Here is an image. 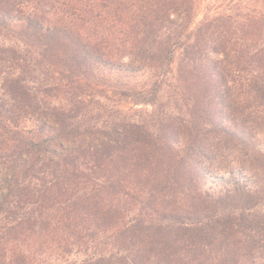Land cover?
Listing matches in <instances>:
<instances>
[{
    "label": "trees",
    "instance_id": "trees-1",
    "mask_svg": "<svg viewBox=\"0 0 264 264\" xmlns=\"http://www.w3.org/2000/svg\"><path fill=\"white\" fill-rule=\"evenodd\" d=\"M0 264H264V0H0Z\"/></svg>",
    "mask_w": 264,
    "mask_h": 264
},
{
    "label": "rangeland",
    "instance_id": "rangeland-1",
    "mask_svg": "<svg viewBox=\"0 0 264 264\" xmlns=\"http://www.w3.org/2000/svg\"><path fill=\"white\" fill-rule=\"evenodd\" d=\"M127 106H130V104H129V103H127Z\"/></svg>",
    "mask_w": 264,
    "mask_h": 264
}]
</instances>
